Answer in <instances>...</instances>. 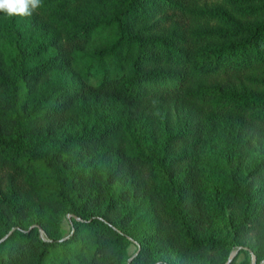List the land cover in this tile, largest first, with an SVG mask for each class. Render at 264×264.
<instances>
[{
    "label": "trees",
    "instance_id": "16d2710c",
    "mask_svg": "<svg viewBox=\"0 0 264 264\" xmlns=\"http://www.w3.org/2000/svg\"><path fill=\"white\" fill-rule=\"evenodd\" d=\"M260 148L264 0L0 11V264H260Z\"/></svg>",
    "mask_w": 264,
    "mask_h": 264
},
{
    "label": "rangeland",
    "instance_id": "374dc122",
    "mask_svg": "<svg viewBox=\"0 0 264 264\" xmlns=\"http://www.w3.org/2000/svg\"><path fill=\"white\" fill-rule=\"evenodd\" d=\"M263 154H264V150L262 148H260L258 150L257 149L253 150L251 156H247L245 159H243L242 160L243 165H242L241 170H240L241 174L244 175L246 173L247 168H249L252 165V163H254L257 160V158ZM70 217H71V215L67 214L66 216H64L62 223H61L65 237H67L69 234H71L72 230H73L72 221H71ZM40 235H41V237H44L43 230H40ZM136 251H137L136 244L135 243L130 244L128 247V254L130 255L129 260L136 254ZM237 252H238V248L232 250L228 256V260L230 258H232ZM241 259H243V255H240L238 257V260H241ZM251 262H252V264H254V262H255L254 256H251ZM260 264H264V259L260 262Z\"/></svg>",
    "mask_w": 264,
    "mask_h": 264
},
{
    "label": "clouds",
    "instance_id": "9594fccd",
    "mask_svg": "<svg viewBox=\"0 0 264 264\" xmlns=\"http://www.w3.org/2000/svg\"><path fill=\"white\" fill-rule=\"evenodd\" d=\"M41 6V0H19L9 3V0H0V11L7 15H31L33 11Z\"/></svg>",
    "mask_w": 264,
    "mask_h": 264
},
{
    "label": "snow or ice",
    "instance_id": "6c2138e0",
    "mask_svg": "<svg viewBox=\"0 0 264 264\" xmlns=\"http://www.w3.org/2000/svg\"><path fill=\"white\" fill-rule=\"evenodd\" d=\"M12 2V0H9V3H11ZM16 2H19V0H16Z\"/></svg>",
    "mask_w": 264,
    "mask_h": 264
},
{
    "label": "water",
    "instance_id": "95a60500",
    "mask_svg": "<svg viewBox=\"0 0 264 264\" xmlns=\"http://www.w3.org/2000/svg\"><path fill=\"white\" fill-rule=\"evenodd\" d=\"M231 259V258H230Z\"/></svg>",
    "mask_w": 264,
    "mask_h": 264
}]
</instances>
